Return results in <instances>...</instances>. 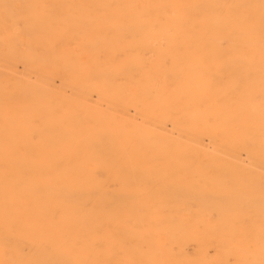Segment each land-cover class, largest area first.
Segmentation results:
<instances>
[{
	"label": "bare ground",
	"instance_id": "1",
	"mask_svg": "<svg viewBox=\"0 0 264 264\" xmlns=\"http://www.w3.org/2000/svg\"><path fill=\"white\" fill-rule=\"evenodd\" d=\"M0 63V264H264V0H0Z\"/></svg>",
	"mask_w": 264,
	"mask_h": 264
},
{
	"label": "rangeland",
	"instance_id": "2",
	"mask_svg": "<svg viewBox=\"0 0 264 264\" xmlns=\"http://www.w3.org/2000/svg\"><path fill=\"white\" fill-rule=\"evenodd\" d=\"M21 69H23V70H21ZM21 70V71H20ZM27 73V70L25 69V67L22 65V64H19L17 67H13L12 69H5L4 67H3V65L0 63V81H2V79H5V78H14V79H18V78H23L24 77V75ZM31 82H30V81ZM26 82L30 85H37L39 82H38V78H37V76H35V75H30L27 79H26ZM59 83V84H58ZM61 82L57 79L53 84H54V86H56V87H60L61 86V84H60ZM68 95L69 96H72V93L69 91L68 92ZM207 144V146L209 147V149H212V145L210 144V143H206ZM246 158V157H245ZM245 158H243L242 159V163H243V165L244 166H246V167H248V168H251V164H249V163H251L250 161V159L249 158H247V159H245ZM244 162H245V164H244ZM253 168V167H252Z\"/></svg>",
	"mask_w": 264,
	"mask_h": 264
}]
</instances>
